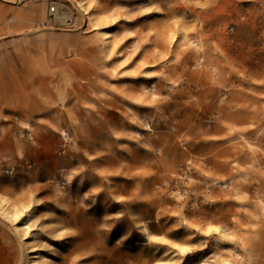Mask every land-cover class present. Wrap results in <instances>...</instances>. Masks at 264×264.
Wrapping results in <instances>:
<instances>
[{"label": "rangeland", "instance_id": "1", "mask_svg": "<svg viewBox=\"0 0 264 264\" xmlns=\"http://www.w3.org/2000/svg\"><path fill=\"white\" fill-rule=\"evenodd\" d=\"M0 264H264V0H0Z\"/></svg>", "mask_w": 264, "mask_h": 264}, {"label": "built area", "instance_id": "2", "mask_svg": "<svg viewBox=\"0 0 264 264\" xmlns=\"http://www.w3.org/2000/svg\"><path fill=\"white\" fill-rule=\"evenodd\" d=\"M50 10L53 11V10H54V6H51V7H50ZM8 171H9V170H7V172H8Z\"/></svg>", "mask_w": 264, "mask_h": 264}, {"label": "bare ground", "instance_id": "3", "mask_svg": "<svg viewBox=\"0 0 264 264\" xmlns=\"http://www.w3.org/2000/svg\"><path fill=\"white\" fill-rule=\"evenodd\" d=\"M25 227H27V225Z\"/></svg>", "mask_w": 264, "mask_h": 264}]
</instances>
